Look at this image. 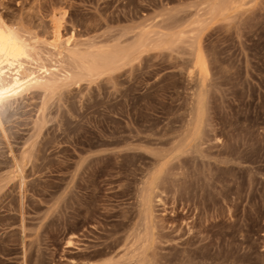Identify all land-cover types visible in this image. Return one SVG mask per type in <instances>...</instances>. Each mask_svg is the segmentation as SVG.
<instances>
[{
	"label": "rangeland",
	"instance_id": "obj_1",
	"mask_svg": "<svg viewBox=\"0 0 264 264\" xmlns=\"http://www.w3.org/2000/svg\"><path fill=\"white\" fill-rule=\"evenodd\" d=\"M217 1L0 0L3 19L41 40L57 18L80 47L131 29L167 38L101 76L59 81L37 136L42 91L6 105L13 147L33 154L21 189L0 164V264H264V0L209 14ZM193 43L209 70L190 141ZM7 151L0 133V160Z\"/></svg>",
	"mask_w": 264,
	"mask_h": 264
},
{
	"label": "bare ground",
	"instance_id": "obj_2",
	"mask_svg": "<svg viewBox=\"0 0 264 264\" xmlns=\"http://www.w3.org/2000/svg\"><path fill=\"white\" fill-rule=\"evenodd\" d=\"M229 4L230 0H218L217 3L213 5L212 9L210 8L212 12L209 14H213L215 13L214 11H218L219 9L225 10ZM52 22L53 31L51 39L41 40L40 36L38 39V34L35 33L36 31L33 30L35 33V35H33L31 30L29 31L25 29L21 21L8 23L2 18V16H0V133L5 139V144L8 148V159H5L4 161L0 160V164L5 163L12 168V172L18 177L20 189L25 185L27 178L25 169L29 162H31V156L33 153L31 148L24 147L20 152H17L13 147L2 119V113L7 114V111L10 109L7 108L6 105L10 104V106H12L15 102L19 101L25 93L34 89L41 90L43 95L42 102L36 111V118L32 120V130L37 136L47 122L45 120L46 97L48 96V93L55 88L59 81L74 82L84 77L94 78L113 71L128 62L135 61L141 51L149 47L150 43L155 39L150 35L151 32H149L148 29H140L138 31L131 29L129 31H124L125 33L121 34L112 44H103L104 41H102L103 43H97L96 41H90L88 39L89 42H87V44L85 42L86 46H81L84 47L81 48L80 44L82 45V41H80V43L79 41H76L73 34L68 36L63 35L61 22L58 21V18L57 20L53 19ZM154 34L159 35L158 31H155ZM164 36L165 34L159 35L156 39L161 40L163 43V40H167ZM175 40L177 41L178 39ZM194 41L196 40L194 39ZM173 42L174 41H172V43ZM162 43L160 44L162 45ZM193 48L195 54L193 55V65L191 64L193 70L190 72V76L192 77V74L196 73L197 77L200 79L201 87H197V89L192 92V105L190 106L191 110L188 114L189 119L188 121H185V123L187 122L185 128L186 139H189L190 141L200 138L202 134V123L204 121L202 109L204 106L203 102L205 95L204 85L205 77L209 70L207 60L203 55L200 46L194 45L193 43ZM18 108L19 107H17V109ZM142 186L144 187V184H142ZM141 190L142 195L141 193L139 195L142 197L141 200L143 205L149 203L150 206L153 199H155L152 195L151 189H149L148 193L145 192L146 189H141L140 187V191ZM156 198H158L157 195ZM158 201H162L161 198H158ZM142 214L144 215V213ZM151 215L152 214L150 213L149 216ZM138 235H140V233ZM143 237H145V235ZM137 260L138 259H136V262L140 261Z\"/></svg>",
	"mask_w": 264,
	"mask_h": 264
}]
</instances>
